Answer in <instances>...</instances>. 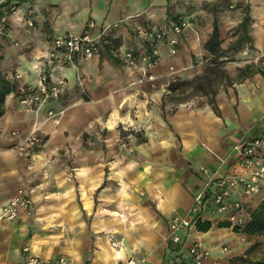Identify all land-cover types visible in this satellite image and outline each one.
<instances>
[{"label": "crops", "instance_id": "obj_1", "mask_svg": "<svg viewBox=\"0 0 264 264\" xmlns=\"http://www.w3.org/2000/svg\"><path fill=\"white\" fill-rule=\"evenodd\" d=\"M217 1L0 0V27L6 25L0 36L1 73L15 83L16 91L37 82L40 66L61 82L59 97L38 112L21 106L14 92L4 97L0 264H25L21 250L25 245L40 258L63 255L72 264H117L128 257L143 259L144 264H166L176 250L167 239L169 219L187 215L196 190L216 168L226 175L242 171L234 145L242 137L264 132L260 73L231 84L212 81L218 113L208 103L211 94L197 89V82L203 76L213 78L219 67L209 63L212 55L203 48L213 18L223 49L241 40L240 50L232 54L237 60L222 69L233 76L245 64L264 66V0H228L231 9L220 18L212 17ZM240 10L243 14L238 17L235 13ZM245 12L249 18L242 35ZM180 18L191 19L201 36L184 30L173 55L164 36L153 38L159 50L153 68L156 79L139 83L141 63L130 65L123 54L142 52L152 43L149 33L167 31L170 21ZM89 22L94 36L110 25L91 57L76 55L74 68L65 63L62 52L50 55L52 46L47 43L52 44L56 34L80 33ZM230 29L236 32L226 37ZM207 65L211 68L204 71ZM169 75L191 84L199 102L187 106L180 99L168 100L174 91L165 86ZM47 109L62 111L58 123L43 122ZM121 121H138L146 132L130 138L132 151L103 148L101 139H111L114 125ZM34 122L40 123V144L18 150L15 144ZM18 188L28 192L30 206L7 220L1 215L2 206ZM254 195L264 196V184ZM231 198L241 200L240 214L246 219L243 203L251 201L250 196L237 190ZM227 213L213 210L209 194L200 217L210 221V228L200 231L191 225L183 231L185 242L197 241L210 249L204 264H243L251 243L246 234L217 226ZM222 245L227 250L222 251Z\"/></svg>", "mask_w": 264, "mask_h": 264}, {"label": "built area", "instance_id": "obj_2", "mask_svg": "<svg viewBox=\"0 0 264 264\" xmlns=\"http://www.w3.org/2000/svg\"><path fill=\"white\" fill-rule=\"evenodd\" d=\"M2 22L4 20L2 19ZM26 24L30 26L32 22L27 20ZM93 26L92 22L87 24V27L80 33H64L56 34L52 38V48L50 55H54L56 51L62 52L66 64L75 65V56L80 55L89 58L96 51L98 46V38L106 32L109 24H106L100 34L94 36L89 29ZM4 28L1 24L0 33ZM190 29L193 31L191 22L186 18H180L176 21H170L167 31L162 33L154 32L148 35L151 38H161L165 36L168 44V51L171 55L176 53L177 37L184 30ZM123 59L128 64L141 63L142 76L138 82H152L156 79V74L153 68L158 63L159 50L156 46H152L148 53L141 56L139 61H135L129 51L123 54ZM172 69V67H170ZM38 78L34 84H26L19 89L17 95L18 102L25 109L38 112L50 99H56L61 92V82L52 79L51 74L45 67H38ZM62 111L46 110V116L43 122L50 120L53 123H58ZM117 138H125L131 136L141 130V125L138 122H120L116 124ZM40 123L34 122L31 129L28 130L17 141L15 147L21 151L30 150L38 146L41 142ZM236 163L241 167L242 171L232 173L230 175L218 174V168L211 173L210 178L205 181L196 190L192 197L191 204L187 210V215H174L168 221L167 239L173 244L176 249L173 254H170L166 260V264H204V261L210 255V249L202 246L199 242H185L183 231L194 225L196 217H200V211L204 206L206 197L211 194L213 210L218 214L228 212L225 220L231 224L241 225L245 219L241 216L242 202L240 199L231 198L232 194L237 190L243 196H251L257 194L262 184H264V132L259 134L242 137L235 145ZM206 172L205 167L200 168ZM217 174V175H216ZM30 206V197L24 188H18L12 194L6 203L2 206V217L7 220L14 219L20 209H26ZM222 251L227 250V245L221 246ZM25 253V264H72L71 261L63 255H58L51 258H40L29 252L28 246L21 248ZM117 264H144L143 259L128 257L119 260Z\"/></svg>", "mask_w": 264, "mask_h": 264}, {"label": "trees", "instance_id": "obj_3", "mask_svg": "<svg viewBox=\"0 0 264 264\" xmlns=\"http://www.w3.org/2000/svg\"><path fill=\"white\" fill-rule=\"evenodd\" d=\"M248 18H249V14L248 12H245V14L243 15L240 21L241 34L242 32L245 31V22L248 21ZM171 21H176V20H171ZM5 30H6V25H4V28L1 33H4ZM1 33L0 36L2 35ZM242 37L240 35V38ZM149 38L152 43H150L147 46V48H145V45L143 44L142 48H145V50H143L142 52L140 51L138 54H133L132 57L135 61H139L141 56L148 53L149 49L152 46H154L153 43L154 39L151 37ZM220 43H221V39L219 37L218 24L216 19L213 18L212 30L203 44V48L212 55L210 58V62L213 64L219 63L217 59L223 56V54L229 48L228 45L226 49H223L220 46ZM0 59H1V55H0ZM215 68L216 69H214L215 74L213 78L203 76L202 80L197 82L196 86L200 93L211 94V96L208 97V103L211 105L212 109L216 113H218V110L215 106L214 95L216 93L217 88H210L212 81L217 80L218 81L217 83L219 84H231L233 83V81H240L245 77H247L249 74L256 72L264 76V66H261L260 68V67H255L251 64H245L242 67H238L236 73L233 76L220 67H215ZM15 87H16L15 83L10 81L8 78H6L0 71V115L3 112V103H4L5 95L9 92H14L15 94L18 95L19 89L18 91H16ZM175 88L176 86H170L169 89L173 90ZM210 225H211L210 221L201 219V217H196L194 220V227L200 231L208 230L210 228ZM217 226L219 227L230 226L233 231L238 233H243L246 235H257V236L264 235V197H262L259 200V202L256 204V206L250 210L248 218L245 219V221L241 225L231 224L229 221L223 220V221H218Z\"/></svg>", "mask_w": 264, "mask_h": 264}, {"label": "rangeland", "instance_id": "obj_4", "mask_svg": "<svg viewBox=\"0 0 264 264\" xmlns=\"http://www.w3.org/2000/svg\"><path fill=\"white\" fill-rule=\"evenodd\" d=\"M228 0H218L217 3L215 4L213 8V12H212V17L216 15V17H224L226 15H228V11L231 9L228 6ZM209 10H211V7H207ZM229 9V10H228ZM235 9V8H234ZM234 12H232L233 14ZM243 11L240 10V12H236L235 14L238 15V17L242 16ZM235 14L233 16H235ZM241 14V15H240ZM206 18V17H205ZM233 18V17H232ZM211 19V18H209ZM189 21L192 23V20L189 19ZM206 24V23H205ZM192 31V30H191ZM195 35L201 36L199 30L196 27H193V33H195ZM236 32V30H227V35L226 37H231L234 36V33ZM240 42L239 41H234L232 47H229L226 52L223 54L225 56H227L226 59L219 61V67H224L227 66L229 63H231L234 59L237 60V58L233 57V53L234 51H239L240 50ZM48 45L52 46V44L49 42L47 43ZM239 47V50H237V48ZM229 53V54H228ZM124 60V59H123ZM50 62V60H48V63ZM207 61H204V64L207 63ZM211 63V62H209ZM203 64V65H204ZM213 67V64H212ZM209 67V65L205 66L204 71H206ZM209 75H213V74H209ZM193 78V77H192ZM189 79L191 83H193V79ZM168 82L166 83V87L168 89V87L170 86H176V88L174 89V91H171V96L169 98H167L170 101H178V99L184 101L185 103H187V106H190V104L192 103H198L199 99H198V95L196 94V92L194 91L193 87L191 86V84H182L181 80H183L182 78L180 79L179 77H172L169 75L168 78ZM187 80V79H184ZM189 82V83H190ZM215 83V82H214ZM215 85V84H214ZM121 122H132V121H121ZM138 122V121H135ZM120 122H117L116 124H119ZM141 125V130L131 136L125 137V138H117V134H116V124L114 125L113 128H115V133L114 135L111 137V139H106L103 138L101 139V143H102V147L103 148H109L111 146L118 148L119 150H129L132 151V147L129 145V140L130 138H132L133 136H141L142 134H144L146 132V129H144V126L142 123L138 122ZM101 133L104 135L106 133V131H101ZM264 197V196H262ZM260 197V195H254V196H250L251 201L246 200L243 203V208H244V212H246V219L248 218L249 212L252 208H254L256 206V204L259 202V200L262 198ZM248 236V241H250L251 245L250 247L246 250L245 252V257L243 258L242 263L243 264H264V235H260L258 237H254V235H247ZM257 236V235H255Z\"/></svg>", "mask_w": 264, "mask_h": 264}]
</instances>
